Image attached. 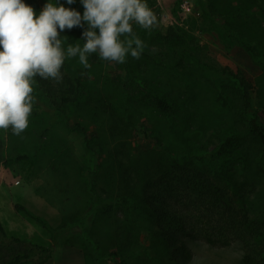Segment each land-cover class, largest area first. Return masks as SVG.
I'll use <instances>...</instances> for the list:
<instances>
[{"label":"rangeland","instance_id":"374dc122","mask_svg":"<svg viewBox=\"0 0 264 264\" xmlns=\"http://www.w3.org/2000/svg\"><path fill=\"white\" fill-rule=\"evenodd\" d=\"M176 1L148 0V7L159 20L152 30L133 25L135 34L147 45L140 59L129 55L120 64L103 60L98 53L89 56L91 67L83 73L82 97L63 110L62 119L52 123L53 107L49 104L50 108L43 107L40 116H29V126L20 135L11 128L0 129L5 137L7 160L18 154L30 156L28 160L0 166V222L9 235L48 246L52 236L34 217L44 219L53 229L78 223L87 214L93 196L87 184L92 173L100 197L119 195L131 190L126 183L128 178H123L122 164L138 160L145 173H155L157 161L163 166L170 157L184 162L188 153L217 150L230 136L235 142L217 177L252 222H264V139L252 134L236 88L202 76L194 61L186 68H175L176 62L168 60L163 52V64L154 62L149 43L152 36L166 35L174 28L188 37L195 50L198 47L196 56L204 63L241 73L253 85V106L260 109L264 128L262 68L240 44L231 45L221 38L218 27L203 19L197 0H182L178 12L174 10ZM38 2L43 9L49 0ZM51 2L81 15L85 11L81 0H73L72 4L67 0ZM260 21L264 25V17ZM85 30L87 24L61 33L65 53L70 45L83 47ZM65 59L72 67L86 69L78 56L66 55ZM148 81L174 101V117H163L155 110L147 96ZM140 125L161 135V145L138 136L136 127ZM96 169L98 172L94 173ZM140 219L131 226L117 208L94 220L83 218L85 229L73 228L69 239L62 240L44 264H173L157 237L148 233L151 225H142ZM127 225L133 231V245L125 263L121 257L113 259L111 253L116 251L118 228L126 229ZM255 243L256 261L264 264V239ZM185 244L194 256L190 264H243L246 251L241 240L229 246H211L203 241Z\"/></svg>","mask_w":264,"mask_h":264},{"label":"trees","instance_id":"16d2710c","mask_svg":"<svg viewBox=\"0 0 264 264\" xmlns=\"http://www.w3.org/2000/svg\"><path fill=\"white\" fill-rule=\"evenodd\" d=\"M197 1L203 19H208L218 27L217 31L225 42H231V45L240 44L261 66L264 74V25L260 21V18L264 17V0ZM23 2L33 7L39 15L42 7L38 0ZM146 3L148 4V0ZM181 4L182 0L176 1L175 12L181 9ZM153 12L156 15V12ZM158 20L157 18V22ZM133 25L142 28L135 23ZM152 37L149 46L152 49L150 55H154L151 57L154 62L163 64L162 56L165 52L168 60L176 62L175 68H186L194 61L196 71L202 76L220 84L222 82L233 84L238 92L242 110L248 117L252 134L264 139L260 109L253 106L251 97L252 83L241 73H234L219 66L214 68L204 63L197 57L198 47L195 50L188 37L178 34L174 28L169 29L166 35L158 34ZM64 48L62 41V49ZM144 56L149 58L147 53ZM85 70L87 68L82 70L72 67L65 59L61 68V80L34 77L33 109L30 116H40L43 107L50 108L48 105L51 104L52 123L62 119L63 110L82 97ZM125 72L127 73V70ZM146 90L151 104L161 116L172 118L176 115L177 106L169 95L157 91L150 81L146 84ZM219 98L223 99L221 94ZM76 127H80V124H76ZM136 133L145 140L155 141L159 146L163 141L161 135H157L149 127L140 125L136 127ZM234 142V137H227L217 150L202 154L188 153L185 155L188 160L184 158V162L170 157L168 164L163 166L157 161L153 168L155 173L149 171L145 173L138 160L122 164L123 178H128L126 183L131 190L115 196L100 197L92 173L87 184L93 196L87 214L79 217L78 223H69L53 229L44 219L34 217L51 234L50 245L44 246L9 235L0 222V264H44L51 259L55 248L63 242L62 240L69 239L68 235L73 228L85 229L87 223L82 220L83 218L94 220L99 214H111L114 208L126 215L131 226L139 223L138 218H142L140 219L142 225L144 222L149 223L151 227L148 233H153L157 237L173 264H190L193 261V253L185 241H203L211 246H229L236 240H241L245 245L243 264H258L254 245L258 239H264V222H252L249 216L236 206L229 189L223 187L217 177L222 161ZM4 152L5 137L0 130V166L30 158L27 154H18L14 159L7 160ZM97 166L96 164L95 167ZM97 172L96 169L94 173ZM134 176L136 178H133ZM19 210L30 214L25 208ZM118 230L116 251H113L111 256L113 259L121 257L126 263L130 259L127 252H130L133 245V231L130 225H127L126 229Z\"/></svg>","mask_w":264,"mask_h":264},{"label":"clouds","instance_id":"9594fccd","mask_svg":"<svg viewBox=\"0 0 264 264\" xmlns=\"http://www.w3.org/2000/svg\"><path fill=\"white\" fill-rule=\"evenodd\" d=\"M72 4L73 0H67ZM83 15L57 6L51 0L39 12L23 0H0V129L20 135L29 126L33 109V78L61 80L67 57H79L89 68V56L98 53L106 61L123 64L127 56L140 59L146 43L134 32L157 25V16L146 0H81ZM80 45L62 49L65 29L84 27ZM99 34H97V30Z\"/></svg>","mask_w":264,"mask_h":264}]
</instances>
